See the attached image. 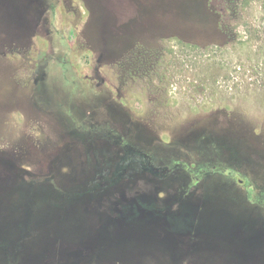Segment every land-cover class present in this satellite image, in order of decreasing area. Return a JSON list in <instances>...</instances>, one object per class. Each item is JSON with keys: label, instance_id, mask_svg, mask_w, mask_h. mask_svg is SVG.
Instances as JSON below:
<instances>
[{"label": "rangeland", "instance_id": "1", "mask_svg": "<svg viewBox=\"0 0 264 264\" xmlns=\"http://www.w3.org/2000/svg\"><path fill=\"white\" fill-rule=\"evenodd\" d=\"M0 264H264V0H0Z\"/></svg>", "mask_w": 264, "mask_h": 264}, {"label": "trees", "instance_id": "2", "mask_svg": "<svg viewBox=\"0 0 264 264\" xmlns=\"http://www.w3.org/2000/svg\"><path fill=\"white\" fill-rule=\"evenodd\" d=\"M5 167H10V168H13V169H16V166L14 165V163L10 160H5ZM19 170V169H18ZM32 177L35 178L34 175H32ZM7 193L5 192V195ZM5 197H8V196H5ZM33 229V227L30 226V228L28 229V231H31ZM27 231V232H28ZM29 236L27 237L26 234L25 235H21L19 239H17L13 245H12V251L14 253H18L20 252L21 250V244H22V248L25 250V251H28L29 250V247L26 246V241L28 240ZM27 249V250H26Z\"/></svg>", "mask_w": 264, "mask_h": 264}]
</instances>
